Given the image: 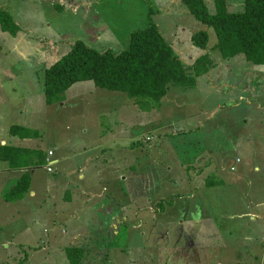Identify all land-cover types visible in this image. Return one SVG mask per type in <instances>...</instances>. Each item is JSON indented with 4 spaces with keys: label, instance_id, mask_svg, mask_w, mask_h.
I'll return each instance as SVG.
<instances>
[{
    "label": "rangeland",
    "instance_id": "1",
    "mask_svg": "<svg viewBox=\"0 0 264 264\" xmlns=\"http://www.w3.org/2000/svg\"><path fill=\"white\" fill-rule=\"evenodd\" d=\"M204 1L214 12L213 0ZM226 3L229 11L244 8V0ZM0 7L19 28L12 36L0 26V112L5 102L8 107L5 118L0 113V136L6 132L4 124L19 116L12 104L22 97L30 107V100H36L35 93L30 99V91L43 88L44 68L76 39L117 53L128 45L132 30L152 21L185 65L204 52L216 63L197 77L195 87L171 85L149 109L91 80L65 90L63 144H84L99 154L84 172L93 170L100 180L91 189L100 194L93 204L100 206L105 199L111 211L95 212L94 221L80 229L90 235L69 243L79 232L74 230L76 216L88 219L92 202L71 205L66 180L48 183L54 173L41 164L30 165L36 170V196L0 212V264H70L64 252L70 245L85 247L80 264H264V65L241 54L223 59L211 49L213 28L199 22L181 0H0ZM201 29L208 33L204 49L190 40ZM40 45L47 48L41 64L18 54L21 47ZM13 76L19 80H11ZM39 124L45 123L40 119ZM52 141L56 139L49 135L43 149ZM144 167L154 182L140 204L146 210L143 221L130 220L108 231L106 225L120 213L112 211L107 196L117 195L114 206L141 199L138 176ZM123 174L125 179L118 180ZM187 207L185 215L182 208Z\"/></svg>",
    "mask_w": 264,
    "mask_h": 264
},
{
    "label": "trees",
    "instance_id": "2",
    "mask_svg": "<svg viewBox=\"0 0 264 264\" xmlns=\"http://www.w3.org/2000/svg\"><path fill=\"white\" fill-rule=\"evenodd\" d=\"M181 2L199 22L213 28L216 41L211 49L218 51L223 59L241 54L248 62L264 65V0H244L241 11H229L226 0H213L214 12L208 10L204 0ZM0 26L12 36L19 29L11 13L1 7ZM190 40L204 49L208 33L197 30ZM215 66V60L208 52L185 65L151 21L145 27L132 30L128 45L117 53L111 49L99 51L76 39L65 53L44 68L43 95L45 102L52 104L62 100V94L73 83L91 80L98 88L125 93L139 108L149 109L161 101L171 85L195 87L197 77ZM23 130L25 127L14 124L9 132L15 134ZM4 148L1 145V159ZM27 190L21 177L6 191V199ZM117 222L114 226L118 225L116 229H120V220ZM106 227L108 231L116 230ZM64 252L70 264H80L85 247L70 245L64 247Z\"/></svg>",
    "mask_w": 264,
    "mask_h": 264
},
{
    "label": "crops",
    "instance_id": "3",
    "mask_svg": "<svg viewBox=\"0 0 264 264\" xmlns=\"http://www.w3.org/2000/svg\"><path fill=\"white\" fill-rule=\"evenodd\" d=\"M18 54L22 57V59L26 61H28L32 56L38 60L37 63L41 64L47 57V48H44L42 45L34 49L21 47L20 49H18ZM53 56L54 54L49 57L52 58ZM10 79L15 81L19 80V78L15 76L11 77ZM0 85L3 86L2 84ZM33 93H35V96L33 97H35L36 100H30L29 108L28 106H26L27 101L22 100V97H18L19 101H16L15 104H12V108L13 106H18L15 111L19 116L18 118H16L17 120H9L11 122H7L4 124V130L6 129V132L4 131V133L0 136V147L1 145L5 147L3 150L2 159L0 158V212L3 209L8 208L10 205H20L22 202L26 201L28 196H36L35 186H33L36 170H30L29 166L41 164V167L43 165L46 169L45 158L47 156H49V159L52 163V170L48 171L46 169V171L54 173V176L48 179V183L53 184L58 178L66 180V182H68V186H71L70 190L72 194L70 195V192H65V194L67 193L68 195L66 201H69L70 204L71 201H75L76 203H78L79 200H81L80 205H86L92 202L95 197H100L99 193L94 194L91 191V189L95 187L96 184H98L99 186L100 180L97 175L95 177L93 170L89 171L88 173H85L84 171L87 169V166L94 162V160L100 158L99 154L97 152L94 153L93 149L87 148V146H85L84 144L74 147H71V145L68 143H66L65 145L63 144V97L61 101L59 100L55 103L47 104L44 99L43 88L39 92L30 91V99ZM5 104V109L0 112L4 118L8 114L7 102H5ZM38 115L40 117H38ZM40 119H42L45 123L42 126L39 124ZM14 124L22 125L23 127H25V130L22 131L23 133L19 131L18 133L11 134L9 131H7V129ZM49 135L51 137L54 136L56 141L50 142L48 147L46 149H43V144L47 140H49ZM138 143V141L133 142L134 145H138ZM49 151H52L51 155H49ZM123 161L125 162L126 160L124 159ZM240 162L241 161H236L235 163L238 164ZM127 165L125 166L124 163L123 166L128 168H134L136 166V164L135 166H133V163H129ZM230 170L232 171L231 168ZM240 170L243 171L244 166H241ZM131 172L135 173L136 170H131ZM152 172L155 173L153 175L157 174L153 167ZM141 173L142 174L138 176L139 182H141L140 191H143L140 192L141 199H131L130 203L126 205L119 202L114 206L115 199L118 198L117 195L114 196L112 193H109V195L107 196V200L111 199L110 204L113 206L112 211H119L120 213V215L118 216L119 218H117V220L114 219V223L110 225L111 229L115 228L114 224L119 220V224L123 225H125L126 222L130 220L138 221V224L143 221L144 216L142 214L143 211L146 210H143L140 204H142L144 202V198L147 197L149 184H153L154 180L149 177V171L146 167H144V169H141ZM63 174L65 175L64 178ZM21 177H23L28 190L24 191V194L17 197L15 195L10 200L6 199V191L10 189ZM121 177L122 179H125L126 175H119L118 180H120ZM103 189L104 188H102V190ZM123 192L124 191L122 190L120 194H122ZM89 193H91V195H89ZM117 194L119 195V193ZM104 200L105 199H103L100 206L99 203H91V209L87 213L88 219H85L80 214L79 216H76L77 226H74V230H79V232H76L74 235L72 234L70 236V238L68 239L69 243H74L75 240L83 237H88L90 235L88 231L85 233H81L80 229H83L87 222L94 221L92 216L95 212H99V215H101L103 212L104 214H106L111 211V209L107 208ZM145 200L147 201V198ZM182 204L186 205L185 201H183ZM254 205L257 206L258 204L254 202ZM63 210L64 208L61 209L62 212ZM182 211L185 212L186 215L189 211L188 207L185 210L184 208H182ZM191 213L194 214V220L196 221V223L201 224L202 218H196L198 216H195L196 211L193 210L191 211ZM120 217H122V219ZM181 221L184 222L183 217L181 218ZM99 224H101V222ZM101 229L102 228L99 227L98 230ZM234 261L238 262L237 259H235Z\"/></svg>",
    "mask_w": 264,
    "mask_h": 264
},
{
    "label": "built area",
    "instance_id": "4",
    "mask_svg": "<svg viewBox=\"0 0 264 264\" xmlns=\"http://www.w3.org/2000/svg\"><path fill=\"white\" fill-rule=\"evenodd\" d=\"M52 154V151H49V155H51ZM237 161H239V159L237 158L236 159ZM45 164H46V169L48 170V171H51V161H50V159H49V156H47L46 158H45ZM231 168H233V167H231Z\"/></svg>",
    "mask_w": 264,
    "mask_h": 264
}]
</instances>
